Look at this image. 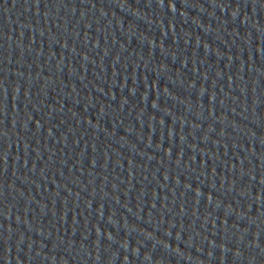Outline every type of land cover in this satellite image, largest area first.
<instances>
[{
    "label": "water",
    "instance_id": "95a60500",
    "mask_svg": "<svg viewBox=\"0 0 264 264\" xmlns=\"http://www.w3.org/2000/svg\"><path fill=\"white\" fill-rule=\"evenodd\" d=\"M0 264H264V0H0Z\"/></svg>",
    "mask_w": 264,
    "mask_h": 264
}]
</instances>
